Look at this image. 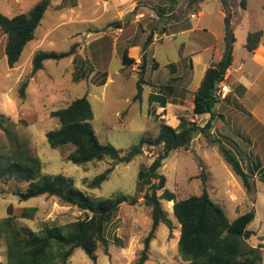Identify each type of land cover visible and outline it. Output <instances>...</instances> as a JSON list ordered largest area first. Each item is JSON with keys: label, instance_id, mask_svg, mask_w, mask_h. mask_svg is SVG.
Segmentation results:
<instances>
[{"label": "rangeland", "instance_id": "374dc122", "mask_svg": "<svg viewBox=\"0 0 264 264\" xmlns=\"http://www.w3.org/2000/svg\"><path fill=\"white\" fill-rule=\"evenodd\" d=\"M37 1L20 0L18 5L14 0H0V12L14 16L28 11ZM137 1V8L148 7L149 10L138 25L127 24L129 16L134 12L119 19L120 9L111 0H63L61 6L65 7L62 10L50 4L36 30L35 38L27 43L14 67L8 65L4 53L6 39L0 37V114L8 117L12 124V134L0 126V151L7 150L12 143L11 137L15 136L19 141L26 142L42 160L43 172H62L71 176L75 184L91 198L126 194L138 199L134 204L124 202L117 215L107 224L105 233L109 245L107 250L103 246L97 250V261H92L83 249L76 248L69 259L70 264L135 262L152 227L150 208L144 203L147 185L139 182L138 173L152 163L159 148L145 145L141 155L129 163L116 164L110 178L100 187L92 189L88 182L114 165L115 161L109 157L85 164L67 160V154L73 149L71 146L52 148L47 141L46 132L59 125L51 112L67 106L75 98L87 95L94 109L95 117L91 123L99 141L112 143L124 155L141 138H154L159 133L161 118H157L152 111L156 104L149 100L151 87L147 81L154 82L157 79L164 82L167 71L162 70L159 77L155 78L149 75L145 67L142 72L139 67L124 68L111 23L121 20L125 34L135 30L140 32L146 41L143 45L146 49L147 41L153 39L155 30L160 35L164 30L169 33L170 29L178 26L173 22L183 18L198 28H212L217 33L224 27L217 10V0H205L206 6L201 7V14H198L201 0L194 4L190 3L191 0ZM169 1L176 6L172 7ZM157 6L164 14L172 9L176 11L171 16L159 15L160 19L150 17L151 13L158 16L154 9ZM222 6L225 15L226 11L231 15L236 36L234 57L236 62H240L246 52L248 32L264 29V0H228L226 10L223 3ZM193 12L196 13L195 17H191ZM143 26L146 33L141 31ZM184 38V35L165 37L163 42L149 49L144 61L152 63L153 57L165 62L177 60V45ZM261 44L264 45L263 40ZM73 46L75 52L71 56L60 60L46 59L43 68L36 73L32 72L36 53L66 52ZM141 78L144 79L141 84L142 97L134 99L138 92L137 82ZM26 80L28 86L25 96H22L20 87ZM259 105L262 121L258 124L263 128L264 101ZM247 106L252 108L251 104L247 103ZM170 121L173 122L172 119ZM200 123L203 124V119ZM211 133L209 136H197L188 149L170 153L160 168V172L167 178L166 187L175 192L177 199H181L201 194L205 182L210 197L224 209L230 219L254 209L255 218L248 225V229L254 233L249 242L256 247L264 244V183L258 180L257 191L248 192L242 179L221 155L215 143L219 137L216 132L213 133V128ZM228 145L232 149L236 147L233 142ZM235 153L248 172L245 154L240 156L238 152ZM252 156L251 161L264 163V151H256ZM26 187L27 183L13 178L2 184L0 219L8 214L9 206L13 207L18 222L32 229L63 224L84 216L76 206L64 203L56 196L41 195L22 201L15 192L25 190ZM162 203L176 227L171 231L165 224H160L151 240L149 258L145 264H187L188 261L178 247L180 225L173 214V201L162 200ZM4 258L5 248L0 245V260Z\"/></svg>", "mask_w": 264, "mask_h": 264}, {"label": "trees", "instance_id": "16d2710c", "mask_svg": "<svg viewBox=\"0 0 264 264\" xmlns=\"http://www.w3.org/2000/svg\"><path fill=\"white\" fill-rule=\"evenodd\" d=\"M51 1L39 0L28 11L14 16L0 12V37L6 39L4 53L10 67L16 65L27 43L35 38L36 30ZM221 1L226 10L228 0ZM169 4L176 6L170 1ZM175 11L176 9H172L170 16ZM121 23V20H118L111 25L121 27ZM263 39L264 29L249 31L245 47L253 52ZM224 40L220 61L207 68L194 93L193 113L210 115L204 124L193 120L188 114L179 115L180 122L176 127L161 119L156 137L141 138L122 155L121 150L112 143L99 141L91 123L95 117L94 109L87 95L75 98L67 106L51 112L59 125L46 132L47 141L52 148L71 146L73 149L67 154V160L75 164H85L109 157L115 161L114 165L88 182L92 189L100 187L110 178L116 164L129 163L141 155L145 145L159 148L152 163L146 169H140L138 173L139 182L147 185L144 203L150 208L152 227L144 240V248L132 264H145L149 258L151 240L160 224H165L171 231L176 227L163 207L162 200L173 201V214L180 225L178 247L181 255L188 261L187 264H262L264 244L256 247L249 242L254 233L248 229L256 215L254 209L230 219L224 209L210 197L205 182L201 194L177 199L175 192L166 187V176L160 172L171 152L188 149L199 135H212L213 122L217 116H221L216 108L221 100L217 94L218 86L224 81L234 59L236 36L231 15L227 11ZM74 52V46L66 52L40 51L34 56L32 72L36 73L43 68L46 59L60 60ZM122 61L126 66L135 63V59L129 56L128 49L124 50ZM140 71L142 72V69ZM143 83L144 79L138 80V92L134 99L142 97ZM27 86L28 80L20 87L22 96H25ZM149 100L158 102L163 107L167 104V97L162 94L151 93ZM160 115H157V118ZM11 125L9 118L0 114V126L9 134H12ZM11 140L9 148L0 151V187L10 178L25 182L26 189L15 192L20 200L41 195L56 196L62 202L76 206L84 216L63 224L32 229L21 225L13 207L9 206L8 214L0 219V245L5 248V258L0 260V264H70L69 259L76 248L83 249L92 261H97V250L101 246L107 250L109 245L105 233L107 224L117 215L124 202L134 204L138 199L126 194L93 199L75 184L71 176L62 172H43L42 160L31 151L27 143L19 141L15 136L11 137ZM215 143L225 161L242 179L246 190L256 191L257 181L246 172L234 151L222 141L215 140ZM259 179L264 183V167Z\"/></svg>", "mask_w": 264, "mask_h": 264}, {"label": "crops", "instance_id": "0c3cea01", "mask_svg": "<svg viewBox=\"0 0 264 264\" xmlns=\"http://www.w3.org/2000/svg\"><path fill=\"white\" fill-rule=\"evenodd\" d=\"M14 1L18 5L21 3L20 0ZM62 1L57 2L56 0H52L51 5H54L58 10H62L65 7L61 6ZM111 1L120 9L119 19H123L125 15L134 12L130 15L131 17L129 16L130 20L127 24L130 25H138L146 13L149 12L148 7L137 8V0ZM205 6V0H201L199 2L198 14L203 13L201 7ZM154 9L157 11L158 16L154 13H151L149 16L156 17V19H160L159 15L169 16L172 13L171 11L165 14L161 13L159 6ZM217 10L221 16V20L224 22V27L219 33L212 28H198L192 25L188 19L183 18L173 22V24H178V26L170 29L169 33L164 30L162 31V35H160L159 31L155 30L153 39L148 43L147 49L145 48L144 51L143 45L146 44V41L144 42L143 36L137 30L131 34H125V27L122 25L121 27H113L111 30L117 40L116 46L118 52L121 53V60L123 52L126 49H128L129 56L135 59V63L132 65L126 66L123 64L124 68L130 67V69H135L139 67L140 70L146 68L150 72L149 75L155 78L159 77L162 70L167 71L164 82H160L157 79L154 82L150 80L147 82L151 87L150 94H162L167 97L165 107L161 106L158 102H152L156 104L153 106L152 111L155 116L161 114L159 118L165 119L173 127L178 126L180 122L179 115L182 114H188L193 120H198L199 122L203 119V124L210 117L209 114L193 115V108L194 93L199 87L207 68L220 61L224 50L225 11L221 0H217ZM195 16V12L191 13V17ZM141 31L146 33L145 26L142 27ZM178 35H184L185 38L184 41L177 45V60L165 62L153 57L152 63L144 61L146 53L156 43L163 42L165 37L176 38ZM222 83L229 85L230 91L224 98H221L216 106L217 112L221 116H217L213 122V133L216 132L219 137L218 140L228 147V144L233 142L236 147L233 149L229 148L234 153L238 152L240 156L245 154L248 173L253 179L258 181L260 179L256 177L261 174L264 163L251 161L250 158L256 151H264V127L261 128L258 124L262 121L259 104L261 101H264V45H259L253 52L248 51L246 48V52L240 59V62H236L234 57L233 63L227 70ZM247 103L251 104L252 108L249 109ZM171 119L173 122L170 121Z\"/></svg>", "mask_w": 264, "mask_h": 264}, {"label": "built area", "instance_id": "2783aa9c", "mask_svg": "<svg viewBox=\"0 0 264 264\" xmlns=\"http://www.w3.org/2000/svg\"><path fill=\"white\" fill-rule=\"evenodd\" d=\"M230 91V86L227 84H219L217 94L220 98H224L226 94Z\"/></svg>", "mask_w": 264, "mask_h": 264}, {"label": "water", "instance_id": "95a60500", "mask_svg": "<svg viewBox=\"0 0 264 264\" xmlns=\"http://www.w3.org/2000/svg\"><path fill=\"white\" fill-rule=\"evenodd\" d=\"M197 1H199V0H191L190 3H191V4H194V3H196Z\"/></svg>", "mask_w": 264, "mask_h": 264}]
</instances>
